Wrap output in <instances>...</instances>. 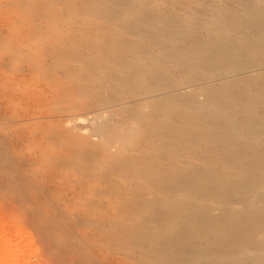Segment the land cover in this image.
Wrapping results in <instances>:
<instances>
[{
	"label": "bare ground",
	"instance_id": "6f19581e",
	"mask_svg": "<svg viewBox=\"0 0 264 264\" xmlns=\"http://www.w3.org/2000/svg\"><path fill=\"white\" fill-rule=\"evenodd\" d=\"M18 1L0 0V5H11V7L15 8V6H17L18 4ZM86 1L89 8H100V11L103 10L104 13L105 11L107 13V10L113 11L116 7L121 8L119 6H125V8L131 11L132 15L140 9L139 5H137L136 3H132L129 0ZM244 1L249 10V15L245 18V24L250 29V32H239V34H237V38L234 40L226 41L225 39H227V37L225 35H222L223 33H221L222 28L226 30L230 25L236 26V24H238V20L234 15L231 16V22H229L228 25L226 24L225 27H220L213 24L211 25L206 22L200 23L192 21L178 14H172L170 12L166 13L162 10L163 13L158 12L153 14V18L149 21L138 17L133 19L129 16H125V18L122 19L123 25H125V27L127 28L125 29L129 31L133 36L132 38L125 39L126 37L124 38V36L121 35L119 36V42H122L123 45L131 49V52H133V61L125 60L126 58L123 54H116L115 52L113 53L112 48H105V46L102 50L97 49L101 51L95 53L94 55H92L91 53L85 55L87 56V58L85 59H88L86 61V65H92V67L93 65L94 67L96 66L95 69L97 72V77L95 78V80L100 81V83L103 85V88L108 87L113 92V96L115 94L118 97V99H115L116 101L118 100V102L115 104V108H111L106 111L108 113V116H106L107 118H105L106 120L98 122L95 121L97 127L95 128V132L92 133V136H97L96 138H98L99 140L102 139L100 141L101 144L102 142H104L102 145L94 141L85 142V139L87 138L85 136L87 130H85V128H81V125H84L85 119V122H87V118L84 117L85 119H83L78 114L77 116L79 117H77L75 121H73L67 116V118L69 119V124L71 121H73V123L77 125L76 130H79L76 139L74 140L77 146H89L90 150L87 152H91L92 155L95 153L94 151H99L100 149H102L104 150L103 154L106 156V159H108L110 156H112V154L107 153V151L109 149V145H112L111 142L113 139L115 140L116 138H118L119 142L122 141V143L127 144L129 141L131 142L133 140H140V138L138 137L143 131L145 132V136L147 135V132L149 134L147 135V137L157 142L154 148H152L151 146V150H140L139 152L137 151L135 152L138 153L137 157H135V155L134 157L126 156V158L123 160L120 155L122 153L121 149L124 150V148L120 147L121 144L118 145V148H120L117 149L116 152H114L116 153V158L120 159V162L116 161V165L118 164L117 162H119L117 169L121 170L122 172L116 175V178L114 177L115 175H113V177H108V175L110 176L111 174H106L105 172L100 173L101 171H98L96 174L98 175V177H101V174H103V176L107 175L106 177L102 176L103 179L102 177H99V179L105 181L104 178H108L107 182L111 181L109 187L112 196L105 201L110 208L112 207L117 209L116 211H110L101 216V218L103 217L102 220L105 221V225L107 222L111 225L110 228L106 227V230H108L110 233L113 232L109 237H111L110 239L114 240L117 245L122 246V248L125 247L126 253L131 249L139 253V259L136 263L134 262L135 264H264V0ZM20 2L24 3V0H21ZM29 3L27 5H29ZM32 9L36 10L35 8ZM128 10L125 9L126 12ZM218 10L220 11V9ZM21 11L22 10H20V12ZM50 11L52 12V10ZM35 12H37V10ZM119 12L118 14L115 13L116 15L113 13L115 18L117 15L121 16L122 12ZM31 13L29 12V14ZM49 15H51V13ZM17 17L19 18V15ZM29 17L31 18V16ZM113 20V16L109 18L108 22L111 24V26L108 27H110L109 29L115 31L120 27L117 29V24H115ZM84 21L85 19L83 18V22ZM38 22L41 23L40 21ZM67 24L70 25L71 23L67 22ZM73 25L75 26L76 24ZM83 26L85 27V25ZM121 27L124 28L123 26ZM57 28V25H55L54 30H56ZM30 30H32V28ZM48 30L46 31L48 32ZM104 30L102 31L105 32ZM37 31L39 32L40 30ZM44 31L45 30H43V33ZM58 31L59 30H57V32ZM127 31L124 32H126L127 35L130 34ZM48 37L50 38V36ZM69 37H72L71 34ZM56 39L54 42H57ZM80 40L83 41V39H79V41ZM59 41L62 42V39ZM74 41L78 42V39ZM61 42L59 43L62 44ZM87 42L86 44H84L85 46L90 43ZM91 42H93L94 44V40ZM82 43H84V41ZM105 43L106 42H104V44ZM56 45H58V43ZM97 45L100 46L101 44ZM36 46L38 45L36 44ZM64 46L66 45L64 44ZM64 46H62V48ZM82 46L83 45H80V47ZM125 46L123 47L127 48ZM71 47L74 46L72 45ZM88 47L91 48L90 46ZM62 50L65 49L63 48ZM125 51L126 50H124V52ZM20 53L22 52L20 51ZM71 53H73L74 55V57H69V59L71 58V61H73L72 58L83 60L79 59L78 55L81 56L79 52L73 51ZM141 53H143V55H140ZM83 56L84 55H82V57ZM145 58L148 60V62H144L142 60H145ZM55 60L57 61L58 59L54 58V62L56 63ZM54 62L52 63L54 64ZM74 62L75 61H73L72 63ZM78 64L79 63H75V65ZM84 64L85 63H83V65ZM56 65V67L58 68V62L56 63ZM69 68L71 69V67ZM39 69L41 70L42 68ZM95 69L94 72H92L90 69L85 70L87 75H90L94 78V76H96ZM21 73H23V71ZM3 80H5L4 77ZM88 80H90V77ZM9 82L10 81H8V83ZM5 83H7V81ZM9 85L11 84L9 83ZM14 86L16 87V85ZM10 87L11 86H9V88ZM9 88L8 90H10ZM12 88L13 87H11V90H13ZM21 88L18 89L20 90V92ZM86 89L89 90V88ZM23 90L27 89L24 88ZM89 91L83 95L89 94ZM8 92L12 93L13 91ZM91 93L89 95H91ZM98 94L101 93L98 92ZM113 96L112 98L114 99L115 97ZM79 97H82V95ZM107 99H109V97ZM102 101L105 100L102 99ZM102 101L101 104H103ZM110 102L111 100L108 103L106 101L107 104H110ZM88 105L91 104L89 103ZM93 105L96 104L93 103L92 106ZM131 106L134 107L138 112L137 118H130L118 113V111ZM98 110H100L101 112L100 108ZM126 110V113H128L129 109ZM129 113L131 114L130 111ZM38 114H40V112ZM93 114L95 117L94 120H97V116H95V113H92V116ZM104 114L106 113L104 112ZM100 115L102 116L103 114ZM46 117L48 118V116ZM67 118H65V122ZM7 120L8 119H6V122ZM67 124H64V126ZM69 126L72 127L75 125L70 124ZM69 126H67V128ZM155 127H158V131H155L154 133L152 130L153 128L155 129ZM50 131L52 130L50 129ZM150 131H152V133ZM4 136L5 135H3L2 137ZM44 138L46 139V137ZM62 138L65 139V137H63V134ZM7 140L4 139V143L5 141L9 143V137ZM70 143L67 144L66 148H68ZM117 143L118 142H116V145ZM128 146L127 150H130V146ZM146 149H148V146ZM1 151L0 166L2 165V162L8 164L9 161L14 160L5 159L7 158L6 154L8 153H4V151H2L5 154L3 155ZM7 151L8 149L6 150V152ZM77 152L72 153L71 156L66 155V157L70 158L73 162H75L77 166H79V171L80 167L84 166L85 168H87L85 164L89 165L91 161L89 159L90 155L87 158V156L84 155L85 152H82V155L80 154V150H77ZM79 155H81V157L83 155L85 156L86 161L83 159L84 165L82 163V158ZM48 157L50 158V156ZM78 157L81 158L82 162ZM54 158H52L51 156L50 159ZM4 159L6 160V162L3 161ZM96 159L98 160V158ZM77 160H79L78 163ZM28 162L31 163V161ZM28 162L25 163L27 167L22 163V166H25L24 169H28L30 164ZM15 163L14 165L17 166V164ZM55 163L57 162L55 161ZM57 164H60V162ZM38 165L40 167V165H42V161ZM32 166L31 169L29 168L30 170L28 169V171H32ZM90 166H92V168L90 169L93 170V165ZM39 167L36 168V170H38ZM22 168L23 167H21V169ZM113 168H115V166ZM33 169H35V167H33ZM17 170L19 171V169ZM42 171L43 170H41V172ZM1 172H3V169H1ZM13 172L11 171V174ZM93 172L95 171L93 170ZM22 173L23 177H25L26 179V175L24 174V172ZM11 174L9 177L6 175L3 183L6 182L10 186L13 185V187H17L19 185V181H21L20 183H22L23 178L19 180L17 179V177L15 178V175L13 174V177H11ZM15 174L17 176L20 174L18 178H21L20 176L22 174L20 173V171L19 174ZM87 175L88 174H86V176ZM109 178L114 179L110 180ZM3 183L0 184L3 185ZM98 183L99 181L97 180V183L95 181V185H93L96 186ZM8 185L6 184V187ZM13 187L12 190L15 189ZM81 188H83L84 190V186ZM16 190L17 189H15V191ZM30 192L32 191L30 190ZM81 192L84 191H80V193ZM36 193L37 192H35V194ZM84 193L86 194V192ZM17 194L19 193L17 192ZM90 206L92 207L95 205L90 204ZM48 210L50 211L51 209ZM53 210L54 209L51 210L52 213L54 212ZM40 211L41 212L39 213H42L44 215L46 213L45 218L42 217L43 215L38 213L39 215H41L40 217L43 218L44 223H46V225L51 224L54 217L53 214L55 213L52 214L50 212H45L47 210H45V213H43L42 209H40ZM40 219L38 222L42 220ZM42 222L41 225L44 224ZM53 223L57 222L53 221ZM50 226L48 225L47 227L50 228ZM101 226L102 225H100L99 227L101 228ZM99 227L97 228L99 229ZM99 231L102 232L103 228ZM103 234L101 236L102 238L99 236V239H104L103 237L105 235L103 236ZM106 237L107 235L105 236V239ZM114 241L108 242L113 244ZM78 243L80 244L79 241ZM78 243L66 242L63 244L64 247H62L64 248V252H69L73 261H83L82 263L85 262L84 264H86L88 261L84 259L86 258V256L79 252L80 249L78 247ZM86 247L83 248L84 251H80H82L83 253H87L88 251L85 252V250H87ZM77 248L79 250H77ZM80 248H82V246ZM90 258L92 259V257ZM90 261L91 260H89L87 264H91Z\"/></svg>",
	"mask_w": 264,
	"mask_h": 264
},
{
	"label": "rangeland",
	"instance_id": "374dc122",
	"mask_svg": "<svg viewBox=\"0 0 264 264\" xmlns=\"http://www.w3.org/2000/svg\"><path fill=\"white\" fill-rule=\"evenodd\" d=\"M20 1L21 0H19L18 4H17V6L18 5L19 6L18 7L15 6V8L11 7V5L10 6H6L5 4L0 5V48H1L0 49V65H1L0 66V87L2 88V89L0 88V119H1L0 120V135H1L0 136V140H1L0 141V151L2 150V151H4V153H8V154H6L7 158H5V159H7V160H13L14 159L13 161H9V163H11L13 165H11L9 163L6 164V163L2 162V165L5 164L4 166L7 167V165H8V167L6 168L2 165L0 166V183H3L8 172H9V174L7 176L8 177L10 176L11 171L12 172L15 171L12 173L13 175H15V178L17 177V179H19V180H21L23 178L22 183H20L21 181H19V185L17 187H13V185L10 186L6 182H4L3 185L0 184V264H84L85 262L82 263L83 261L82 262L80 261L81 263L73 261L69 252L68 251L64 252V248H63L64 243H66V242L67 243H70V242L71 243L72 242L78 243V241L80 242V244L78 243L79 246L78 245L77 246L79 247L80 250L84 251L83 248L87 246L86 247L87 250H85V252L88 251L89 253L88 252L83 253L78 248H77V250H79V252H81L84 256H86V258H84V257L83 258L86 259L88 262H89V260H91L90 261L91 264H93V263L94 264H135L139 259V256H138L139 253L137 251L132 250V249L129 250V248H128L129 251H127V253H126L125 247H124L125 248V250H124V248H122V246L117 245L116 242L114 240H111L110 239L111 237H109L112 235L111 233H113V232L110 233L108 230H106V227L110 228L111 225L107 222L106 225H108V224L109 225L106 226L105 221L102 220L103 217L101 218V216L104 215L105 213L110 212V211H116L117 209L112 208V207L110 208L108 206L107 202L105 201L106 199H108L109 197L112 196V193L110 192V187H109V185L111 184L110 183L111 181L107 182L108 178L107 179L104 178L105 181L107 182L106 183L102 179H103V177H106L107 175L103 176V174H101V177L102 176L103 177H102V179H99L100 176L98 177V175H96V174L98 171L99 172L101 171L100 173L105 172L106 174H111L110 176L108 175V177H111V176L113 177V175H115L114 177L116 178V175H118L119 173L122 172L121 170L117 169V166L120 162L119 161L120 159H117L116 158L117 156H115V154H116L115 152L117 149H119L120 147L124 148V150L121 149L122 153L120 155V157L123 160L126 158V156L127 157L128 156L134 157V155H135V157H137L138 153H135L137 151L139 152L140 150H143V151L151 150V146H152V148H154V146H156L157 142L149 139V137H147V135H149L147 132H146L147 135L145 136V132H143V131H142L143 134L141 133L140 136L138 137V138H140V140L139 139L137 141L133 140L131 142L129 141L128 142L129 144L127 143L130 147L127 144L122 143L121 140H120L121 142H119L118 138H116L115 140L113 139L114 141L112 140L111 143H112V145L114 143V145L113 146L109 145V149L107 148L108 149L107 153L112 154V156H110L108 159H106V156L103 154L104 150H102V149H100L99 151H94L95 153L92 155L91 152L90 153L87 152L90 150L89 146H86V145L85 146H83V145L77 146V144L74 140L76 139V136H77V133L79 132V130H76L77 125L75 123H73V121H75V119L79 116H81L83 119L87 118L88 119L87 122H85V120H86L85 119L84 125L83 124L81 125L82 126L81 128H85V130H87L86 135H85L87 138L85 139V142L94 141L96 143H100V141L102 139L99 140L98 138H96L97 136L96 137L94 135L92 136V133L95 132V128L97 127L95 121L98 122V121L106 120L105 118H107L106 116H108L107 115L108 113L106 111L111 109V108H115L116 107L115 104L118 102V100L117 101L115 100V99H118V97L115 94L113 96V92L108 87L103 88V85L100 83V81L95 80V78L97 77V72L95 69L96 66L94 67V65H93V67L95 69V75L96 76H94V78H93L90 75H87V73H86L87 69H90L92 72H94V69H93L92 65L91 66L86 65V63H87L86 61L88 59H85V58H87V56H85V55L90 54V53L92 55H94L95 53L101 51L103 49V47L105 46V48L106 47L112 48L113 53L115 52L116 54H123L124 57L126 58L125 60L133 61L134 60L132 57L133 52H131V49L129 47L123 45L122 42H119V36H121V35H123L124 38L126 37L125 39L132 38V36H133L129 31L126 30L127 28L125 27V25H123L122 19L125 18V16H129L133 19L138 17V18H142V19L149 21L153 18V14L158 13V12L161 13L162 10L165 11L166 13L170 12L172 14H178V15L185 17V18H188L192 21H196V22H200V23L206 22V23H209L211 25L213 24V25H217L220 27H225L226 24L228 25V23L231 22V16L234 15V16H236V18L238 20V24H236V26L230 25L229 27H227L226 30L224 28L221 29V33H223L222 35H225L227 37V39H225L226 41L234 40L237 38V34H239V32L240 33L241 32H243V33L250 32V29L245 24L246 23L245 18L249 15V10L246 6V3L244 0H129L130 2L136 3L137 5L140 6L139 7L140 11L138 10L137 12H135V14L132 15L131 11H129L127 8H125V6H119L121 8L116 7L113 10L114 12L107 10V13L105 11V13H106L105 14L103 10L100 11V8H97V9H95L93 7L89 8L86 0H64V2H63V0L62 1L61 0H59V1L58 0H50V1L48 0V2H47V0H45L46 2L43 0H34L36 2H34L33 0H31V1L26 0V2H25V0H24V3L20 2ZM29 2H31V3H29ZM49 2L52 4H50ZM28 3H29V5H27ZM23 5L25 6V8ZM50 5H51V7H50ZM28 6H30V7H28ZM63 7H65V8H63ZM32 8H35L37 10V12H35L36 10H33ZM41 8H44V9H41ZM91 8H93V9H91ZM124 8L128 11L126 12ZM155 8H156V11H155ZM19 9L22 11L20 12ZM47 9H48V11H47ZM60 9H61V11H60ZM121 9H122V11H121ZM141 9H142V11H141ZM218 9H220V11ZM50 10H52V12ZM45 11H46V13H45ZM117 11L118 12L120 11L119 13L122 12V14H121V16L117 15L120 17L116 16V18H115L113 13L118 14ZM29 12L30 13L32 12V13L29 14ZM40 12H42V13H40ZM165 12H164V14H165ZM36 13H37V15H36ZM50 13H51V15H49ZM99 13H101V14H99ZM39 14H40V16H39ZM42 14H44V15H42ZM18 15H19V18L17 17ZM45 15H47V16H45ZM52 15H54V16H52ZM29 16H31V18ZM98 16H100V17H98ZM107 16H109V17H107ZM112 16L114 18L113 22L115 24H117L116 25L117 29L120 27L118 30H115V31L109 29L110 27H108V26H111V24L108 21H109V18ZM23 17H24V19H23ZM83 18L85 19L84 22H83ZM3 20H5V21H3ZM121 20H122V22H121ZM22 21H23V23H22ZM38 21H40L41 23H39ZM54 22H56V23H54ZM67 22L71 23V24L69 25V24H67ZM11 23H12V25H11ZM72 23L76 24V25L74 26ZM36 25L38 26V28ZM55 25H57V27H58L56 30H54ZM83 25H85V27ZM67 26H69V27H67ZM76 26L79 29H77ZM121 26H123L124 28H122ZM99 27H102V28H99ZM103 27H106L107 29L103 28ZM31 28L34 31L30 30ZM73 28L74 29L76 28V29L74 30ZM37 30H40V31L38 32ZM43 30H45L44 31L45 34L43 33ZM46 30H48V32ZM57 30H59V31L57 32ZM102 30H104L105 32H103ZM119 31H121V32H119ZM124 31H127L130 34L127 35L126 32H124ZM40 32H41V34H40ZM73 32H74V34H73ZM115 32H118V33H115ZM90 33H92V34H90ZM121 33H123V34H121ZM20 34H21V36H20ZM70 34L72 36L71 38L69 37ZM104 34H106V35H104ZM107 34H109V35H107ZM44 35H45V37H44ZM48 36H50V38ZM29 38H31V39H29ZM56 38H58V39H56ZM63 38H65V39H63ZM112 38H113V40H112ZM116 38L118 41L116 40ZM43 39H45V40H43ZM55 39L57 42H54ZM61 39H62V42L59 41ZM77 39H78V42L74 41ZM79 39H83L84 43H82L83 42L82 40H80L81 41V43H80ZM92 39L94 40V44H93V42H91V41H93ZM85 41L86 42L88 41L87 43H89V42L90 43L87 44V46H85L84 45V44H86ZM8 42H10V43H8ZM59 42H61L62 44H60ZM104 42H106V43L104 44ZM55 43L56 44L58 43V45H56ZM78 43H80V44H78ZM95 43L101 44V45L99 46ZM112 43H114V44H112ZM115 43L118 46H116ZM36 44L39 47L36 46ZM64 44L66 46H64ZM110 44H112V45H110ZM72 45L74 47H71ZM80 45H83V46L80 47ZM32 46H34V47H32ZM62 46H64L63 48L65 50H62L63 49ZM68 46H69V48H68ZM88 46H90L93 49L89 48ZM98 46L101 48H99ZM119 46H120V48H119ZM123 46L127 47L128 50H127V48H124ZM77 48H79V49H77ZM117 48L119 49V52H118ZM94 49H96V50L101 49V50L96 51ZM16 50H17V52L18 51L19 52L17 53ZM124 50H126V51L124 52ZM20 51L22 53H20ZM73 51L79 52L81 54V56L78 55L79 59H83V60H78V58H72V60L75 61L74 63H72L73 61H71L70 60L71 58L69 59V57H71V56L74 57L73 53H71ZM62 52H64V53H62ZM42 53H44V54H42ZM67 54H68V56H67ZM69 54H70V56H69ZM82 55H84V56L82 57ZM140 55H143V53H141ZM129 57H131V58H129ZM54 58L59 60V61L55 60L56 63L58 62V68L56 67L57 65L54 62ZM142 60L144 62H148V60L146 58H145V60L144 59H142ZM51 61L54 62V64ZM66 61H68L69 63ZM1 62H2V64H1ZM75 63H79L80 65L79 64L75 65ZM83 63H85L84 64L85 66L83 65ZM44 64H46L47 67ZM59 64L61 67L59 66ZM9 66H11V67H9ZM69 67H71V69ZM37 68L39 71L37 70ZM39 68H42V69L40 70ZM15 70H17V71H15ZM21 70L23 71V73H21L22 72ZM19 71H21V72H19ZM27 71H29V72H27ZM77 73H79V74H77ZM1 77H2V79H1ZM3 77L7 81V83H5L6 81L3 80ZM89 77H90V80H88ZM84 79H85V82H84ZM8 81H10L9 83L11 85H9ZM1 83H3V84H1ZM84 83L86 85L88 84L90 87L88 85L86 86ZM14 85H16V87ZM78 85H81V86H78ZM91 85H93V86H91ZM9 86L13 87L12 88L13 90H11V87L9 88ZM7 87L10 90H8ZM44 87H45V89H44ZM20 88H21V92H20V90H18ZM24 88L27 90H23ZM86 88H89V90H92L93 92L89 91ZM97 89H99V90H97ZM17 90H18V94H17ZM8 91H13L14 95H13V92L11 93ZM88 91H89V94L91 92L93 93V94L91 93L92 96L89 94H87L88 96L83 95V94H86V92H88ZM22 92H24V93L26 92V93L24 94ZM98 92L101 94H98ZM103 94H105V95H103ZM78 95L79 96L82 95V97H79ZM106 95H108V96H106ZM97 96L100 98H98ZM112 96L115 98L113 99ZM14 97H15V99H14ZM24 97H26V98H24ZM89 97H91V98H89ZM108 97H109V99H107ZM19 98H21V99H19ZM101 98L105 101H102ZM25 99H26V101H25ZM110 100H111L110 104H107ZM22 101H23V103H22ZM62 101H64V102H62ZM86 101H88L91 105H88L89 103ZM101 101L104 105L101 104ZM106 101H107V103H106ZM3 102H5V103H3ZM29 103H30V105H29ZM93 103L96 105L92 106ZM69 107H71V108H69ZM103 107L105 108V110ZM2 108H4V109H2ZM15 108H16V110H15ZM73 108H75V109H73ZM99 108L101 109V112H100V110H98ZM106 108H108V109H106ZM126 109H129L128 113H126V111H127ZM85 111L88 113H86ZM121 111H124V112H121ZM129 111L131 112V114L129 113ZM39 112H40V114H38ZM99 112H100V114H103V115L101 116L99 114ZM104 112L106 114H104ZM41 113H43V114H41ZM92 113H95V116H97L96 117L97 120H94L95 117H94V114L92 116ZM118 113L125 115L127 117H130V118H135V117L137 118V116H138V112L132 106L127 107L123 110H120V111H118ZM78 114H79V116H77ZM73 115H74V117H73ZM86 115H87V117H86ZM139 115H140V113H139ZM46 116H48V118ZM67 116H68V118H71V120H73V121L70 120L71 121L70 124H73L75 126H72V127L69 126L70 124H69V119L67 118ZM89 116H91V117H89ZM118 117H116V118H118ZM65 118H67L66 122L64 121ZM6 119H8L7 122H6ZM49 121H50V123H49ZM64 124H67V125L64 126ZM67 126H69V127L67 128ZM50 129L52 131H50ZM4 130L6 133L4 132ZM1 131H3V132H1ZM152 131L154 133H155V131L157 132L158 127H155V129L153 128ZM152 131H150V132L152 133ZM3 133H5V134H3ZM17 133H18V135H17ZM2 134L5 136L2 137L3 136ZM19 134H20V136H19ZM39 134L43 137H41ZM62 134H63V137H65V139L62 138ZM33 136L34 137L36 136V137L34 138ZM8 137L10 139L9 143H7ZM22 137H24V138H22ZM44 137H46V139ZM89 138H90V140H89ZM94 138H95V140H94ZM4 139L7 140V142L5 141V143H4ZM22 140H24L25 142ZM65 140H66V142H65ZM97 140H99V141H97ZM116 140H118V141H116ZM115 141L118 142L117 145H116ZM10 143H11V145H10ZM60 143H63V144H60ZM65 143H66V145H65ZM69 143L71 146L69 145L68 148H66L67 144H69ZM72 143H73V145H72ZM103 143L104 142H102V144ZM102 144L100 143V145H102ZM118 145H120L119 148H118ZM126 145L129 147L130 150H127L128 148ZM110 146L112 149L110 148ZM147 146H148V149H146ZM9 147H10V149H9ZM77 147H80V148H77ZM7 149H8V151L6 152ZM77 150L81 151V153L79 152L81 155H82V152L83 153L85 152L84 155L87 156V158L90 155L89 159L91 161V163L89 165L85 164V166H87V168H85L84 166H83L84 169H83V167H80L79 171H78L79 166H77L75 164V162H73L70 158L66 157V155L71 156V154L74 152H77ZM133 150H134V152H133ZM54 151H56V152H54ZM4 153H3V155H5ZM49 153H50V155H49ZM45 154H46V156H45ZM55 155H57V156H55ZM60 155L62 158L60 157ZM81 155H79V156L81 157ZM84 155L81 157L82 161H83V159L86 161V158ZM11 156H13V157H11ZM48 156H50V158H51V156H52V158H54V157L55 158L50 159ZM64 156L68 159H66ZM80 157H78V158L81 161ZM32 158L35 161H33ZM41 158H42V160H41ZM44 158L46 159V161ZM96 158H98V160ZM5 159L3 161L6 162ZM28 161H31V163ZM41 161H42L43 166L40 165V167H39L38 164H40ZM55 161L57 163L60 162V164L62 166L60 164L55 163ZM78 161L79 160H77V163H78ZM116 161H119V162H117L118 163L117 165H116ZM13 162L14 163L16 162L15 164H17V166L14 165ZM27 162L31 164V165L29 164L28 169L29 168L31 169V166L34 164L32 166V171H28L27 168L24 169L25 166L27 167V165L25 164ZM22 163L25 166H22ZM82 163L84 165V161ZM44 164L46 167L44 166ZM90 165H93V170L95 172H93V170L90 169V168H92V166H90ZM41 166H42V168H41ZM114 166H115V168H113ZM2 167H4V168H2ZM18 167H20V168H18ZM21 167H23V168L21 169ZM33 167H35V169H33ZM38 167H39V169L36 170V168H38ZM1 169H3V172H1ZM17 169H19L20 173L22 174L20 176L21 178H18V176L20 174H19V171ZM40 169L43 171L41 172ZM87 169H89V170H87ZM103 170H105V171H103ZM36 171H37V173H36ZM115 171H119V172H115ZM22 172H24V174L26 175V179H25V177H23ZM15 173H18L19 175L17 176ZM32 173H34V174H32ZM12 174H11V177H13ZM27 174L29 177L27 176ZM86 174H88L89 176L88 175L86 176ZM93 175L94 176L96 175L98 177V179L96 176L94 177ZM46 178H48V179H46ZM109 179L112 180L114 178H112V179L109 178ZM97 180L99 181V183L96 185L97 186L96 187V186H94L95 185L94 183H95V181L97 183ZM5 183L8 185L7 187H6ZM1 186H3V187H1ZM29 186H30V188H29ZM83 186H84V190H83V188H81ZM12 187L17 189L16 191L19 194L21 193L20 194L21 196L19 194H17L15 189H13L14 190V192H13ZM43 187H45V188H43ZM2 188H4V189H2ZM38 188H40V189H38ZM90 188H91V191H90ZM85 189H86V191H85ZM30 190L32 192H30ZM104 190H105V192H104ZM80 191H84V192H86V194L84 192L80 193ZM35 192H37V193L35 194ZM75 192L78 194H76ZM90 192H92V193H90ZM108 192H110L111 194ZM33 195H35V196H33ZM36 196H39V197H36ZM42 196H44V197H42ZM50 197L52 200L50 199ZM20 198H22V199H20ZM18 202H19V204H18ZM45 202H48V203H45ZM48 204L49 205L51 204V205L49 206ZM90 204L95 205V206L91 207ZM43 205H44V207H43ZM47 205H48V207H47ZM32 206H34L35 208ZM39 207H40V209L43 210L42 211L43 213H45V212L52 213L51 210L54 209L53 213H55V214L52 213L54 216L53 219L51 218L52 223L48 224L49 226L52 225V226H50V228L47 227L48 225H46V223H44V221H43V218H45L46 213H45V215L42 213H39V212H41ZM31 208H33V209H31ZM48 209H51V210L49 211ZM45 210H47V211H45ZM38 213L43 215L42 216L43 218H41L40 217L41 215H39ZM36 216H37V218H36ZM39 219L41 220L40 222H38ZM100 219L102 220V222ZM53 221H56L58 223V225H57V223H53ZM91 221L92 222L94 221V222L92 223ZM41 222L44 223L46 226L44 224L41 225ZM97 223H99V224H97ZM95 224H97V225H95ZM100 225H102L101 228L99 227ZM97 227H99V229ZM102 228H103L102 232L105 234H103L101 231H99V230H102ZM111 231H113V230H111ZM53 233H55V234H53ZM108 233H110V234H108ZM102 234H103V236L107 235L108 238L106 237V239H105V236H104L103 237L104 239H101ZM61 236H62V238H61ZM99 236L101 237L100 239H99ZM70 238H71V240H70ZM74 238L77 239L78 241L75 240ZM107 239H108V241H114L115 244L109 243L107 241ZM81 246H82V248H80ZM129 253L130 254L133 253V254H131L132 256ZM85 254H89V255H85ZM90 257H92V259Z\"/></svg>",
	"mask_w": 264,
	"mask_h": 264
}]
</instances>
